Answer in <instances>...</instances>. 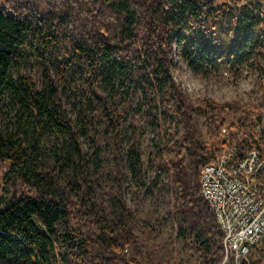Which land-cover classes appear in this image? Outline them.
I'll return each mask as SVG.
<instances>
[{"label": "trees", "instance_id": "1", "mask_svg": "<svg viewBox=\"0 0 264 264\" xmlns=\"http://www.w3.org/2000/svg\"><path fill=\"white\" fill-rule=\"evenodd\" d=\"M176 43L195 69L259 67L264 0H0V264H173L158 230L169 219L199 264L223 263L200 185L221 149L205 151L198 120L207 107L221 129L222 109L245 110L187 97L171 78ZM161 121L173 154L157 144L147 183L140 140ZM131 184L172 185L158 222L129 205ZM243 264H264V244Z\"/></svg>", "mask_w": 264, "mask_h": 264}, {"label": "rangeland", "instance_id": "2", "mask_svg": "<svg viewBox=\"0 0 264 264\" xmlns=\"http://www.w3.org/2000/svg\"><path fill=\"white\" fill-rule=\"evenodd\" d=\"M255 59L263 72V76L258 80L257 84L250 90L239 94L236 99L222 102H240L243 105L245 110L244 113L236 110H221V116L227 119V127L229 125L231 127L232 124H236V126H233L231 129L229 127L220 129L219 125L211 118L212 114L207 107H204L205 112L199 116L198 136L206 152L212 154L215 147H219L221 149L219 153H221L229 145L238 143L236 140L241 142L238 144L244 147L257 143L264 145V53L255 57ZM222 67L230 71L231 75L229 82H235L241 78L240 69L236 71L225 65H222ZM220 68L203 70L211 71L219 70ZM26 69L28 72L32 71L38 79L41 78V73L36 67L30 65ZM195 97L209 98L207 95L203 94ZM217 103L222 104L219 102ZM168 125V122L161 121V127L158 130L147 127L140 140L141 151L148 171L146 178L147 183H149L153 177V169L150 166V156L153 152L157 151V144L161 145L167 156H172L173 154L170 129L167 130ZM224 128H227L225 133L223 131ZM230 134H232V138L228 139ZM225 139H228V141L225 142ZM2 173L3 168H0V185L3 183ZM145 190V185L137 188L134 184H131L126 187L125 196L129 205L132 207L139 203L140 214L145 222L156 223L166 210L167 200L172 197L174 192L173 187L172 185H166L163 191H161L160 188H156L154 192L151 190L145 192ZM158 230L160 231V242L167 245L168 240H170L172 243L171 247L176 251V260L173 264H199L197 255L192 248L191 239L189 238L186 241L178 235L177 228L172 219H169L163 224H159ZM224 260L222 264H226L228 261L224 263Z\"/></svg>", "mask_w": 264, "mask_h": 264}, {"label": "built area", "instance_id": "3", "mask_svg": "<svg viewBox=\"0 0 264 264\" xmlns=\"http://www.w3.org/2000/svg\"><path fill=\"white\" fill-rule=\"evenodd\" d=\"M173 55L171 78L176 84L173 70L184 62L177 43ZM245 68L263 76L261 68L250 64L241 67V76ZM200 185L223 233L224 262L234 257L235 264H243L254 246L264 244V145H229L206 163Z\"/></svg>", "mask_w": 264, "mask_h": 264}, {"label": "clouds", "instance_id": "4", "mask_svg": "<svg viewBox=\"0 0 264 264\" xmlns=\"http://www.w3.org/2000/svg\"><path fill=\"white\" fill-rule=\"evenodd\" d=\"M173 76L177 87L187 97L193 98L203 94L219 103L236 99L239 94L253 88L260 78L259 73L245 68L239 80L229 82L230 73L226 68L205 71L195 69L185 62L179 63L173 70Z\"/></svg>", "mask_w": 264, "mask_h": 264}, {"label": "bare ground", "instance_id": "5", "mask_svg": "<svg viewBox=\"0 0 264 264\" xmlns=\"http://www.w3.org/2000/svg\"><path fill=\"white\" fill-rule=\"evenodd\" d=\"M225 263V262H224Z\"/></svg>", "mask_w": 264, "mask_h": 264}]
</instances>
